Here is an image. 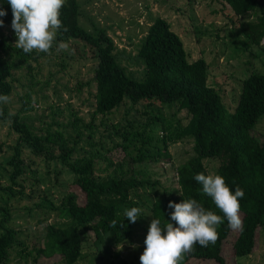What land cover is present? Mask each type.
<instances>
[{
  "label": "trees",
  "instance_id": "trees-1",
  "mask_svg": "<svg viewBox=\"0 0 264 264\" xmlns=\"http://www.w3.org/2000/svg\"><path fill=\"white\" fill-rule=\"evenodd\" d=\"M223 1L232 9L235 23L249 44L261 47L264 0ZM79 5L77 0H65L60 19L67 31L61 28L53 45L67 44L71 40L82 42L90 49L92 76L75 85V91H80L83 85L94 83L95 103L90 121H82L70 108H65L68 112L64 121L61 118L64 111L56 107L50 112V121L36 132L27 117L20 114L30 107L32 86L38 84L30 72L28 83L20 82L27 87L20 98L22 108L11 113L7 104L0 102V122L8 123L11 131L17 134L13 146H9L11 153L0 164V171L3 170V174L6 171L9 182L7 185L0 180V195L6 194L0 203V264H11L10 252L14 248H19L17 255L20 257L23 253L25 256L32 254L19 237L21 231L11 224L15 217L9 203L14 199L17 202L24 200L21 207L27 213L42 210L45 215L54 213L65 221L63 225H45L42 241L33 255V262L39 264L57 258L65 264L76 263L82 256V235L90 236L98 246L104 242L101 253H109L113 246L132 243L137 226L148 229L153 218L159 219L161 226L172 222L170 213L174 209L168 207L170 201L180 203L183 199H196L207 210L223 216L194 179L196 174L211 173L205 163L207 160L217 163L213 173L223 176L233 192L237 186L243 190L244 196L240 199L243 229H231L224 219L217 228L219 238L216 243L207 247L196 244L191 253L185 254L181 264L191 261L231 264L221 253L225 244L230 246L234 259L253 253L260 234L264 235V140L250 132L264 116V73L249 72L241 82L234 105L228 103L221 87L216 82L209 83V65L204 57L189 60L183 42L171 29L170 22L157 16L138 50L146 69L145 76L141 80L134 79L118 63L113 42L104 29L89 31L79 24ZM0 8L7 12L0 17L4 21L0 26V95L9 97L15 88L14 80L19 81L14 79L13 71L23 67L31 70L33 62L38 75L42 67L39 60L45 53L36 50L25 53L17 48L4 31L13 19L7 0H0ZM245 14L255 15V20L240 22L237 17ZM63 62L61 67L66 64ZM124 99H128L136 114L141 111L142 115H147L140 107L144 101L167 106L177 104L178 109L186 112L187 121L180 122L173 114L166 117L158 110L140 122L135 130L116 129V133L124 138L120 142H113L108 134L114 143L109 148L104 136H99L98 141L93 139L97 128L95 115L109 113ZM135 122L133 120L129 125L133 126ZM83 128L90 131L86 137H83ZM179 140L191 141L192 149L184 161L173 167L176 180L171 181L177 188L163 186L161 195L155 197L149 190L154 192L161 182L140 178L134 165L145 160H170L168 146ZM113 149L122 154L120 159L115 157ZM36 159L59 164L71 176L57 203L47 197V189L41 190L38 183L27 185L30 191L25 192L24 182L29 179L26 171L29 169L31 176L34 175ZM101 164H105L104 167H100ZM139 189L144 192L139 193ZM38 195H41L40 200L33 202L31 198ZM133 207L141 210L135 223L123 214ZM45 221L46 218L38 219L39 223ZM114 256L118 259L119 252L116 251ZM117 264L126 262L118 259Z\"/></svg>",
  "mask_w": 264,
  "mask_h": 264
},
{
  "label": "rangeland",
  "instance_id": "rangeland-1",
  "mask_svg": "<svg viewBox=\"0 0 264 264\" xmlns=\"http://www.w3.org/2000/svg\"><path fill=\"white\" fill-rule=\"evenodd\" d=\"M77 1L80 4L79 24L89 31L104 29L105 34L113 42L115 47L113 52L117 54L118 63L134 79L141 80L145 76L146 69L138 56V50L148 27L157 16H162L170 22L171 29L181 38L189 60L204 57L209 65V83L216 82L221 87L228 103L234 105L241 89V82L249 72L254 70L264 73V38L261 47L249 44L246 36L236 25L237 22L235 23L236 17H234L232 9L223 0ZM237 18L240 22H245L255 20V15L245 14ZM4 31L10 35L15 45L17 38L11 25H7ZM61 44L65 43L54 44L52 49L39 60L42 67L38 75H36V63L33 62L31 70L23 67L13 71L14 79L19 81L14 80L15 88L6 103L11 113L22 108L20 98L27 91V87L22 86L20 82L28 83L30 75L28 72L34 74V81L38 80V84L32 86L33 92L28 101L30 107L20 113L27 117L36 132L41 131L40 129H43V126L50 121V112L56 107L64 111L61 117L64 121L67 120L68 112L65 111V108H70L84 122L90 121L91 113L94 110V83L83 85L80 91H75L78 81L85 82L92 76L93 61L90 49L82 42H71V40L66 44V48H61ZM61 62L66 63L64 67L60 66ZM140 107L146 110L147 115L140 114L141 111L136 114L128 99H124L118 107L105 115L96 114L94 123L97 128L93 132V139L98 141L99 136H104L106 146L110 148L114 144L111 142V138L113 142H120L124 139L116 133V129L118 131H122V128L135 130L140 122H143L144 119L146 121L151 113L154 114L158 110L166 117L173 114L175 118L180 119V122L187 121L186 112L178 109L177 104L167 106L166 104L144 101ZM133 120H136L133 126L129 125ZM82 130L83 137H86L90 132L86 128ZM250 133L264 140V116L258 120L254 130ZM108 134L111 135V138L107 137ZM16 138L17 134L11 131L9 124L0 122V144L2 145L0 164L3 163V158L11 153L9 146H13ZM191 149V141L179 140L168 146L170 160H145L134 165L140 178L161 182L160 186L156 187V191L149 190L153 196L161 195L163 186L177 188L176 183L171 181L172 179L176 180L173 167L184 161L190 155ZM113 153L117 159L122 157V154L115 149H113ZM26 159L28 160L29 157ZM205 163L209 172L213 173L217 163L213 160H207ZM104 165L101 164L100 167H104ZM2 171H0V176H3L0 180L9 185L6 171L4 170V174ZM31 174L28 169L26 177L29 179L24 184L29 186L38 183L41 190L47 189V197L56 203L59 201L60 193L66 191L71 177L59 164L46 163L37 159L36 171L34 175L31 176ZM28 186L25 189L26 193L30 191ZM141 191L144 192L143 189H139V193ZM5 195V193L0 195V203L4 200ZM41 195L34 196L31 200L37 202ZM12 201L13 203L10 202L9 207H11L15 219L11 221V224L15 229L21 231L19 237L25 241L26 249L32 254L25 256L23 253L20 257L17 255L19 248H14L10 252L11 264H39L33 262V255H35L38 244L42 241L45 225L51 223L63 225L65 221L54 213L45 215L42 210H33L27 213L21 207L24 200L17 202L14 199ZM42 218H46V221L39 223L38 219ZM147 233L148 229L137 226L134 229L132 243L113 246L109 253L100 252V249L104 247V242L98 246L90 236L82 235V256L74 264H117L118 259L124 260L126 264H140L139 258L145 248L144 241ZM116 251L119 252L118 259L114 256ZM221 253L231 264H264V235L260 234L254 252L248 256L232 258L231 248L228 244L223 245ZM42 264L65 263L57 258L56 260H45ZM188 264H202V262L191 261Z\"/></svg>",
  "mask_w": 264,
  "mask_h": 264
},
{
  "label": "clouds",
  "instance_id": "clouds-1",
  "mask_svg": "<svg viewBox=\"0 0 264 264\" xmlns=\"http://www.w3.org/2000/svg\"><path fill=\"white\" fill-rule=\"evenodd\" d=\"M12 10L11 27L15 32L17 48L25 53L33 50L47 53L53 46L57 32L63 28L60 19L65 0H7ZM7 12L0 8V17ZM4 21L0 20V26ZM66 48V44H61ZM9 97L0 95V102L7 103ZM194 179L202 185V192L210 197L223 216L207 210L196 199H183L180 203L169 202L174 209L170 213L172 222L161 226L159 219H152L145 238V248L140 256V264H181L185 254L191 253L196 244L207 247L219 238L217 228L227 220L233 230H242L240 199L243 190L237 186L233 192L225 178L216 173H199ZM140 209L125 210V217L135 223ZM174 222V223H173ZM135 247V245H133Z\"/></svg>",
  "mask_w": 264,
  "mask_h": 264
}]
</instances>
